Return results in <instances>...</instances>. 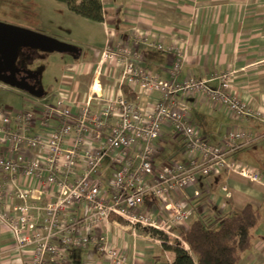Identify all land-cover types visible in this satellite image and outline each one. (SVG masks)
I'll use <instances>...</instances> for the list:
<instances>
[{
    "label": "built area",
    "instance_id": "obj_1",
    "mask_svg": "<svg viewBox=\"0 0 264 264\" xmlns=\"http://www.w3.org/2000/svg\"><path fill=\"white\" fill-rule=\"evenodd\" d=\"M101 58L118 66L120 86L138 98H159L145 104L120 91L103 99L95 86L94 95L78 104L72 79L64 77L55 102L37 98L24 110L0 107V228L11 234L17 250L31 248L26 264H70L72 249L89 246L110 264H122L123 252L99 230L110 215L185 245L180 234L188 229L193 212L177 197L180 193L201 177L223 173L259 183L264 179L255 168L233 159L264 139V132L237 125L222 142L212 144L192 123L187 107L173 99L176 94L204 99L235 122L264 124V112L235 94L228 74L218 76L216 88L193 76L177 82L185 55L176 52L170 78L164 79L144 69L143 55L134 45L108 46ZM164 127L182 137L186 161L156 164ZM105 161L111 169L108 182ZM222 189L230 198L232 192Z\"/></svg>",
    "mask_w": 264,
    "mask_h": 264
},
{
    "label": "crops",
    "instance_id": "obj_2",
    "mask_svg": "<svg viewBox=\"0 0 264 264\" xmlns=\"http://www.w3.org/2000/svg\"><path fill=\"white\" fill-rule=\"evenodd\" d=\"M102 3L105 19L100 23L94 22V27L103 33L104 39L98 40L95 34L89 36L86 48H79L77 58L70 54L73 60L62 67L54 90L46 94L41 86L44 96H33L32 103L37 98L55 102L63 91L64 77L72 79L71 89L78 104L84 103L95 91L103 99L116 96L122 92L118 81L119 68L104 62L101 54L108 46L134 45L143 55L144 69L164 79L170 78L169 69L176 52L185 55L184 65L176 76L177 82L193 76L216 88L219 85L218 76L228 74L235 94L264 112V0H102ZM160 44L163 45L161 50L156 48ZM31 72L38 73L41 80L39 72ZM89 73L94 74L92 84L82 91L76 78L81 79ZM97 84L99 88L94 91ZM156 98L159 96L139 97L135 101L150 104ZM173 99L187 107L192 123L212 144L222 142L237 125L252 126L264 132L263 123L256 120L235 122L223 108L213 106L204 99L196 100L182 94L174 95ZM159 144L155 160L157 165L186 161L182 137L173 128L164 127ZM234 159L255 168L264 176V139L238 152ZM107 165L108 161H105V177L109 175ZM224 186L232 192L230 198L223 191ZM177 197L184 200L193 212L187 228L195 217L214 222L251 203L261 213L262 220L254 234L253 248L243 255L239 264H264V179L259 183L233 173L201 177L196 186ZM47 200L45 198L43 203ZM120 226L123 229L124 226ZM113 228L106 232L111 237L109 240L112 239L120 248L129 247L130 251L136 240L127 238L125 232L116 230L115 226ZM133 251L128 262L139 264L142 259ZM30 252L29 246L17 250L11 234L0 228V264H26L25 256ZM168 252L172 253L173 261V251ZM88 254L86 250H73L72 263L91 264L90 256L86 258Z\"/></svg>",
    "mask_w": 264,
    "mask_h": 264
},
{
    "label": "rangeland",
    "instance_id": "obj_3",
    "mask_svg": "<svg viewBox=\"0 0 264 264\" xmlns=\"http://www.w3.org/2000/svg\"><path fill=\"white\" fill-rule=\"evenodd\" d=\"M0 22L39 32L83 49L86 48L89 36L93 34L96 35L98 40L102 41L104 39L103 33L99 32L97 27H94L96 25H94L93 21L75 14L68 9L66 4L56 0H0ZM34 53L27 61L26 66L40 73V84L45 93L48 94L51 90H54L55 81L60 77L64 64L69 60H73L72 56L67 53H47L40 50H34ZM93 78V73H89L85 77H81V79L76 78L80 90H86L92 84ZM100 78L104 79L102 75ZM101 79H99L100 82L102 81ZM98 84L100 83L98 82ZM32 98L34 97L29 93L0 81V107L2 109L18 111L30 108L32 106ZM245 149L240 151L242 152ZM238 152L233 154V159ZM234 161L241 163L235 159ZM108 170L111 169L108 168ZM110 176L111 174L105 177L106 182H108ZM262 213L264 218V210ZM113 226H115L116 230L125 232L127 238L136 240V245L131 250H134L133 252L137 256L139 254L140 257L138 258L142 259V262H138L139 264H167L172 261V253L168 252L158 242L160 238L151 237L147 233L146 235L143 229L138 226L129 224L122 229L118 224L105 222L100 226L99 230L109 238L106 232L114 230ZM109 239L108 242L110 244L111 241V246L119 248L123 252L124 260L122 264H129L128 261L131 255L129 247L126 249L120 248L116 242L114 243L112 239ZM174 240L176 239L170 238V241L175 242ZM73 250L75 249H72L71 252ZM82 250H86L87 254L89 252L86 258L87 256L91 257H89V260L92 261V263L90 262L91 264H106L104 257L94 246H89V248ZM71 252L69 253V259L70 264H73Z\"/></svg>",
    "mask_w": 264,
    "mask_h": 264
},
{
    "label": "trees",
    "instance_id": "obj_4",
    "mask_svg": "<svg viewBox=\"0 0 264 264\" xmlns=\"http://www.w3.org/2000/svg\"><path fill=\"white\" fill-rule=\"evenodd\" d=\"M68 9L93 22H103L105 12L102 0H56ZM124 96L135 101L138 96L127 86H122ZM149 203V201H148ZM150 204V203H149ZM262 220L261 213L251 204L232 214L220 217L214 222H206L195 217L188 229L181 232L183 245L178 240L170 243L167 235L153 229L143 228L151 237H159L162 246L174 253L171 264H239L243 255L253 248L254 234ZM110 221L122 226L129 223L121 217L110 215Z\"/></svg>",
    "mask_w": 264,
    "mask_h": 264
},
{
    "label": "water",
    "instance_id": "obj_5",
    "mask_svg": "<svg viewBox=\"0 0 264 264\" xmlns=\"http://www.w3.org/2000/svg\"><path fill=\"white\" fill-rule=\"evenodd\" d=\"M23 49L76 54L75 58L80 54V49L76 46L51 36L0 22V81L38 98H42L45 94L42 89H36L28 83L13 81L12 76L5 74L8 71L11 73L15 71L17 59L23 53ZM33 74L28 72L29 77Z\"/></svg>",
    "mask_w": 264,
    "mask_h": 264
},
{
    "label": "flooded vegetation",
    "instance_id": "obj_6",
    "mask_svg": "<svg viewBox=\"0 0 264 264\" xmlns=\"http://www.w3.org/2000/svg\"><path fill=\"white\" fill-rule=\"evenodd\" d=\"M32 51L31 49H23V53L20 54L17 59L15 71L13 73L8 71L5 74L12 76L11 80L13 81L28 83L36 89H41L38 73H34L31 77L28 76V72H31V70L28 69L26 64L30 57H32ZM74 55L76 54H73V56Z\"/></svg>",
    "mask_w": 264,
    "mask_h": 264
},
{
    "label": "bare ground",
    "instance_id": "obj_7",
    "mask_svg": "<svg viewBox=\"0 0 264 264\" xmlns=\"http://www.w3.org/2000/svg\"><path fill=\"white\" fill-rule=\"evenodd\" d=\"M97 86H98V85H97ZM97 86H96V88H98Z\"/></svg>",
    "mask_w": 264,
    "mask_h": 264
}]
</instances>
